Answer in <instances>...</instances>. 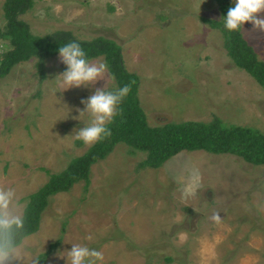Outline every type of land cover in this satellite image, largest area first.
<instances>
[{"label":"rangeland","instance_id":"rangeland-1","mask_svg":"<svg viewBox=\"0 0 264 264\" xmlns=\"http://www.w3.org/2000/svg\"><path fill=\"white\" fill-rule=\"evenodd\" d=\"M19 18L33 35L62 29L118 44L122 64L138 78L150 126L217 117L264 135V90L205 21L220 19L214 0H34ZM240 32L264 61V32L248 22ZM7 48L0 41V53ZM34 61L18 62L0 78V190L12 193L0 213L7 222L49 174L90 146L74 138L90 121L87 114L71 118L83 109L81 99L115 86L106 71L93 85L63 90L66 66L58 54L44 60L42 77ZM144 157L116 143L90 165L86 185L75 182L48 198L36 231L3 252V264H34L50 244L43 264H70L60 255L72 244L102 252L96 264H264V165L204 150L179 151L157 168L141 166Z\"/></svg>","mask_w":264,"mask_h":264},{"label":"trees","instance_id":"trees-1","mask_svg":"<svg viewBox=\"0 0 264 264\" xmlns=\"http://www.w3.org/2000/svg\"><path fill=\"white\" fill-rule=\"evenodd\" d=\"M218 6L219 20H205L217 28L222 45L232 62L245 71L264 90V61L256 58L251 46L243 39L240 30L229 32L224 26V16L231 0H214ZM34 0H3L0 41L8 48L0 53V78L18 62L34 58L40 77L44 60L58 54V48L69 42H77L86 53V59L101 56L108 66L107 72L114 79V91L131 83L130 93L117 108L118 114L107 125L111 136L91 144L79 156L71 158L66 166L48 175L47 180L26 196L22 213L7 223H0V252L18 245L21 239L38 228L41 213L50 196L69 190L78 181L88 183L89 167L104 158L113 146L122 142L131 150L145 153L141 166L159 167L179 151L204 150L212 154L227 153L253 165H264V135L250 126L225 125L217 117L208 122L185 120L161 125L147 124L137 98L138 78L122 64L119 45L113 40L97 36L90 40L76 39L69 30L58 29L42 36L29 32L27 24L19 16L32 7ZM134 82V83H133ZM0 220H4L0 213ZM39 254L34 264H43L52 249Z\"/></svg>","mask_w":264,"mask_h":264},{"label":"clouds","instance_id":"clouds-1","mask_svg":"<svg viewBox=\"0 0 264 264\" xmlns=\"http://www.w3.org/2000/svg\"><path fill=\"white\" fill-rule=\"evenodd\" d=\"M233 5L228 8L224 16V26L229 32L241 30L245 22L251 23L252 30L264 32V15H261L264 14V0H233ZM58 57L60 62L66 66V70L59 75L62 77L63 84L67 86L63 90L93 85L102 80L108 68L105 62L89 63L85 51L77 42H69L60 46ZM112 79L114 80L115 77ZM130 91L131 83L114 91H106L104 87H100L96 88L86 99H81L83 109H75L78 115L71 118L80 120L87 114L90 121L76 131L74 138L86 145H91L102 138L111 136L107 125L118 114V106ZM190 194H192L191 188L186 192V195ZM11 195V191L0 190V209L7 207ZM211 219L214 222H220V214L214 211ZM0 223H7V221L0 220ZM60 257L66 258L70 264H96L104 258L102 252L82 244H72L71 249ZM5 258L6 254L0 252V264H3Z\"/></svg>","mask_w":264,"mask_h":264}]
</instances>
